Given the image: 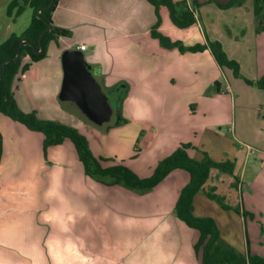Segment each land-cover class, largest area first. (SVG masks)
Here are the masks:
<instances>
[{
    "label": "crops",
    "instance_id": "crops-1",
    "mask_svg": "<svg viewBox=\"0 0 264 264\" xmlns=\"http://www.w3.org/2000/svg\"><path fill=\"white\" fill-rule=\"evenodd\" d=\"M212 1L196 0L195 23L179 29L165 7L157 17L146 0H57L53 25L70 35L51 41L43 59L18 72L12 93L21 111L77 130L101 167L121 164L140 179L181 144L190 145L187 154L197 160L204 153L212 158L215 148V162H229L233 171H210L193 198V215L211 218L221 242L237 253L264 260V31L255 32L250 0L221 14L246 28L251 41L254 59L242 83L256 88L257 101L237 104L236 90L229 94L220 83L221 68L208 47L217 41L218 17L207 11H224ZM157 19L156 32L169 39L163 45L151 35ZM173 42L205 49L167 48ZM68 52L80 56L111 108L102 129L58 101ZM29 61L24 57L22 65ZM223 129L232 135L230 144ZM0 135V264H202L195 250L199 233L174 214L190 179L186 171L174 170L139 193L87 176L67 139L44 153L41 133L4 115ZM208 191L229 208L210 200Z\"/></svg>",
    "mask_w": 264,
    "mask_h": 264
},
{
    "label": "trees",
    "instance_id": "trees-1",
    "mask_svg": "<svg viewBox=\"0 0 264 264\" xmlns=\"http://www.w3.org/2000/svg\"><path fill=\"white\" fill-rule=\"evenodd\" d=\"M156 10L160 6L165 7L169 12V17L174 26L179 29L188 28L195 23L193 11L188 9L186 3L174 2L172 0H146ZM247 0H230L226 4H216L221 10L232 7H240ZM252 2V14L254 18L255 32L264 31V0H250ZM19 2L21 5H19ZM50 0H13L7 7L6 14L10 16L12 10L18 6L15 17H19L25 7L32 10V16L26 29L21 34H11L0 44V115L24 125L28 130L39 132L43 135V152L49 146L61 144L65 139L69 140L82 163L84 173L90 178L105 185H121L129 190L139 193H146L160 183L170 172L174 170H184L189 174V182L180 190L174 206L175 216L184 222L189 228L199 233L195 250L200 252L202 264H264V260L258 256H243L232 248L223 244L219 237L218 229L211 218H198L193 215V198L202 192L203 186L209 178L210 171L215 169L221 173L232 174L233 165L229 162L216 163L209 159L204 153L201 161L190 158L187 150L188 144H181L172 154L158 162L152 175L148 178L140 179L127 167L117 164L103 168L98 160L91 154L86 139L72 127L64 124L41 120L34 112L25 113L21 111L13 97L12 84L18 72H25L31 63L43 59L46 55L48 44L55 41L57 37H67L70 31L53 25L51 16L57 4L54 0L50 9L45 7ZM192 4L196 1L193 0ZM159 25L151 31L153 38L159 40L163 45L169 42L167 37L156 32ZM49 28V30H48ZM42 38L39 42V37ZM25 40L19 49V58L15 59L20 42ZM178 48L179 51L199 52L205 49L204 46L195 45L182 48L179 42L169 43L167 48ZM216 62L220 67L230 68L235 76H238V65L232 60H228L226 54L218 42L208 43ZM27 57L30 61L22 65V59ZM6 64L4 65V63ZM4 65V68H3ZM257 85L262 87L260 82ZM217 86V83H216ZM0 135V158L2 154ZM206 196L215 201L223 209L229 207L222 203V199L206 192Z\"/></svg>",
    "mask_w": 264,
    "mask_h": 264
},
{
    "label": "rangeland",
    "instance_id": "rangeland-1",
    "mask_svg": "<svg viewBox=\"0 0 264 264\" xmlns=\"http://www.w3.org/2000/svg\"><path fill=\"white\" fill-rule=\"evenodd\" d=\"M9 1L10 0H0V43L6 39L7 34H10V33H13L15 35L21 34L22 31H24L26 29V27L28 26L30 19H31V16H32V10L28 8V9L24 10V12L19 17L14 18L12 15V17L9 18L6 14V10H7V6L9 5L8 4ZM172 1L181 2L183 0H180V1L179 0H172ZM229 1L230 0H213L211 4H213L214 6H217L216 4H226ZM183 2H185L188 9H191L194 13L195 6L192 4L193 0H191V1L187 0V1H183ZM250 3L252 4L251 1H250ZM210 6H212V5H210ZM225 10L224 11H220V10L218 11L217 9L211 8L210 11H207V13L210 12L211 14L212 13L217 14V15L214 14L216 17H218V20L215 22V23L218 22V25L215 29L216 31L213 34L214 38H216L218 43L220 42L223 46H224V44H226L227 46L231 45L230 46L231 48L227 47V46L223 47V48L221 47V48L224 51V53L226 54L228 60L234 59L233 61H235L236 63L238 62L237 63V65H238V76H235L233 71L230 68L220 67L221 68V73H220L221 79L219 81H220V83L223 84L224 90L229 91V94L230 93L232 94V92L234 94V91L232 89L236 90V93L238 96L236 99L237 104H243L246 106L252 105V104L256 103V101H257L256 96L253 95V92H254L253 89L255 90L256 88L254 87L252 89L251 87L245 86V84L242 83L243 82L242 76H247L251 72L250 59H254L253 54H252V48L250 47L251 41L248 39L249 34H248V31L246 30V28L238 29V27H236L234 24H231L230 19H228L229 15L224 16L225 19L222 20L221 14L230 12V11H228L229 9L228 10L225 9ZM14 11H12V14L15 13ZM7 26L9 27V30L6 31ZM211 37L212 36H209V33H208V39L210 41H211ZM225 130L226 129H223L222 133L226 139H229V140H226V144H230L231 139H232V135L230 132H227ZM219 142L220 141L218 140L216 148H218L220 146ZM207 144L209 147L212 146L209 144V141H207ZM244 147L246 148V146H244ZM210 151H212V155H211L212 158L207 155L209 157V159L214 161V162L217 161L218 159L215 157V148H212ZM218 152H221V151H218ZM203 158H204V155L202 154V158H200L199 160H197V159H194V160L201 161V160H203Z\"/></svg>",
    "mask_w": 264,
    "mask_h": 264
},
{
    "label": "water",
    "instance_id": "water-1",
    "mask_svg": "<svg viewBox=\"0 0 264 264\" xmlns=\"http://www.w3.org/2000/svg\"><path fill=\"white\" fill-rule=\"evenodd\" d=\"M53 2L54 0H50L45 9H50ZM41 38L42 35L39 37V42ZM19 48L15 59L19 57ZM63 59L67 60V63L58 96L61 107L92 127L102 129L103 123L112 117L110 106L97 89L94 81L82 69L80 56L75 52H68Z\"/></svg>",
    "mask_w": 264,
    "mask_h": 264
},
{
    "label": "flooded vegetation",
    "instance_id": "flooded-vegetation-1",
    "mask_svg": "<svg viewBox=\"0 0 264 264\" xmlns=\"http://www.w3.org/2000/svg\"><path fill=\"white\" fill-rule=\"evenodd\" d=\"M12 1H13V0H10V3H11ZM10 3H9V4H10ZM19 5H21L20 2H19ZM7 7H8V6H7ZM46 7H47V6H46ZM46 7H45V8H46ZM17 8H18V6H16L12 11L15 10L14 12H16ZM28 8H29V7H25L24 10H26V9H28ZM29 9H30V8H29ZM46 10H47V9H46ZM12 15H13L14 18H17V17H15V13L12 14V12H11L10 17H12ZM24 42H25V40H22V41L20 42V43H21V46H22V44H23ZM19 46H20V45H19ZM21 46H20V47H21ZM19 49H20V48H19ZM18 58H19V57H18Z\"/></svg>",
    "mask_w": 264,
    "mask_h": 264
},
{
    "label": "built area",
    "instance_id": "built-area-1",
    "mask_svg": "<svg viewBox=\"0 0 264 264\" xmlns=\"http://www.w3.org/2000/svg\"><path fill=\"white\" fill-rule=\"evenodd\" d=\"M85 48H86V47H85L84 45H81V46H79L78 49H79L80 51H84ZM246 149H247V151H248V154H252V153L254 152V150H253L251 147H248V146H247Z\"/></svg>",
    "mask_w": 264,
    "mask_h": 264
}]
</instances>
